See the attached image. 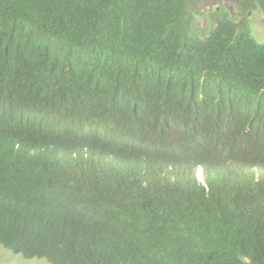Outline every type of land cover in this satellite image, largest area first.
<instances>
[{
	"label": "trees",
	"instance_id": "obj_1",
	"mask_svg": "<svg viewBox=\"0 0 264 264\" xmlns=\"http://www.w3.org/2000/svg\"><path fill=\"white\" fill-rule=\"evenodd\" d=\"M255 8L0 0V245L46 264H264Z\"/></svg>",
	"mask_w": 264,
	"mask_h": 264
},
{
	"label": "rangeland",
	"instance_id": "obj_2",
	"mask_svg": "<svg viewBox=\"0 0 264 264\" xmlns=\"http://www.w3.org/2000/svg\"><path fill=\"white\" fill-rule=\"evenodd\" d=\"M238 0H195V5L198 11L205 13L207 9L216 8L220 4L226 5L229 9H232ZM249 21L252 25L253 34L256 39L261 42L264 38V13L255 8L248 13ZM199 23H204V16H198ZM46 260L43 258H23L19 254H14L8 249L3 248L0 245V264H46Z\"/></svg>",
	"mask_w": 264,
	"mask_h": 264
},
{
	"label": "clouds",
	"instance_id": "obj_3",
	"mask_svg": "<svg viewBox=\"0 0 264 264\" xmlns=\"http://www.w3.org/2000/svg\"><path fill=\"white\" fill-rule=\"evenodd\" d=\"M196 175H197L198 178H200V174L199 173H197Z\"/></svg>",
	"mask_w": 264,
	"mask_h": 264
}]
</instances>
